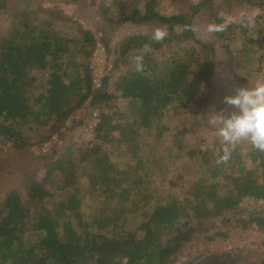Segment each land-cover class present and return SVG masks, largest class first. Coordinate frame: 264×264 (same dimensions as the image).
Wrapping results in <instances>:
<instances>
[{"label":"trees","instance_id":"trees-1","mask_svg":"<svg viewBox=\"0 0 264 264\" xmlns=\"http://www.w3.org/2000/svg\"><path fill=\"white\" fill-rule=\"evenodd\" d=\"M108 1L98 6L103 19L149 26L144 34L123 37L112 60L115 68L123 65L115 89L128 101L126 110L116 112L117 121L111 127L95 126L103 143L124 147L133 162L117 168L100 144L83 152L79 164L73 144L62 152L41 154L43 177L30 170L25 194L12 188L0 198V264H197L204 253L183 254V249L198 238L225 237L224 231H208L230 211L237 215V225L253 224L263 234L262 250L251 258L242 249L212 251L205 260L264 264V209L241 206L243 198L264 202V151L250 143L230 148L227 161L201 152L199 176L185 195L154 199L151 210L141 212L146 219L140 236L114 227L152 199L150 185L163 176V160L173 153L172 148L158 145L166 129L163 114L168 109L175 114L185 109L196 117L200 112L197 93L211 80L219 52L238 86L249 85L233 66L248 71L252 53H264V25L249 29L243 18L223 22L232 6L264 8V0L185 1L172 13L163 12L158 0ZM113 8L120 12L116 20L109 15ZM0 15L7 16L5 28L0 29V142L21 150L28 130L49 124L52 132L57 131L87 99L91 105L97 103L101 87L92 88L89 68L95 38L61 10L34 0H0ZM195 18L223 24L224 30L202 40L194 34ZM157 27L167 32L161 41L152 40ZM249 30L256 36L250 37ZM237 38L240 45L230 48ZM166 50L172 52L154 59V54ZM137 56L142 58L143 72L135 71ZM33 69L48 70L43 90L36 94ZM199 121L196 118L193 126ZM81 177L94 201L89 220L83 218V196L76 191ZM205 220L210 225H204ZM181 256L184 259L179 261Z\"/></svg>","mask_w":264,"mask_h":264},{"label":"rangeland","instance_id":"rangeland-1","mask_svg":"<svg viewBox=\"0 0 264 264\" xmlns=\"http://www.w3.org/2000/svg\"><path fill=\"white\" fill-rule=\"evenodd\" d=\"M42 6L56 7L66 14L71 20L79 22L85 29H89L95 39L103 45V60L100 66V85L101 94L96 104L91 105L87 99L82 106L75 109L66 119L63 126L57 131H51L49 124L44 127H34L27 131V144L24 149L17 150L9 143L0 142V198L12 189L18 188L22 194L26 192V186L30 179L26 178L28 172L35 170L38 178L43 177V170L40 169L42 160L39 159L41 154H55L62 152L68 145H74V158L79 164V158L83 152L88 151L94 144H100L108 152L109 158L119 169H124L126 165L133 161L130 160L128 152L124 147H118L111 143H103L95 128L97 123L103 126L111 127L117 121L116 112L126 110L128 101L122 98L115 89V80L123 65L119 67L112 66V60L115 57L119 41L130 34H144L148 31L149 26L145 22L115 23L111 20H105L99 14L98 6L100 3L108 5V0H34ZM163 12H176L185 2H196L198 0H158ZM120 5V3H119ZM120 12L117 8L111 9L109 15L113 20L119 18ZM252 16L255 28L264 25V8H252L244 4L232 6L226 12L224 24L238 22L241 18L246 19ZM7 22V16L0 15V29H4ZM205 21L195 18L193 29L196 37L202 40L211 39V33L207 32ZM66 29V27L62 26ZM250 37H255V31L247 32ZM238 32L235 31L234 35ZM240 38L229 44L230 48H236L240 45ZM182 45V44H180ZM172 50H166L153 55L154 59L160 60L168 56ZM253 61L248 71L233 66V71L244 76L249 85L258 82H264V53L260 50L252 53ZM95 60L89 59V65H94ZM95 66V65H94ZM48 70L33 69L32 75L35 76L36 82L33 84V92L36 94L43 90V82L47 77ZM105 82L103 84V79ZM95 87V88H97ZM238 84L234 77L228 72L225 66V58L219 52L217 54L216 64L214 67L211 80L205 82L199 89L196 96V106L200 112L195 116L191 115L185 109L179 110L177 114L170 109L163 114L162 123L166 126L163 130L162 138L158 145L159 148H172L173 153L169 158L163 160L165 172L162 177H155V181L150 185L152 199L143 208L126 215L122 220L115 222L114 227L126 229L135 232L137 236L142 234V224L146 219L142 211L149 212L152 208L154 199L167 200L170 196L182 198L185 191L190 187L192 181L199 176V157L201 152H206L207 157L220 158L223 155L224 145L221 138L217 135L216 126L209 123L212 112L221 110L227 112L231 106L223 103V96L233 94ZM199 119V124L194 125L195 119ZM115 134V131H113ZM151 140V137H149ZM237 144H249L242 140ZM232 148L233 146H228ZM143 155H146V148H142ZM199 160V161H198ZM78 191L83 196L81 212L85 220H89L93 214L94 201L92 194L88 191L87 181L84 177L79 179ZM49 204L50 201L48 200ZM241 206L246 208H262L264 202H254L251 198H243ZM232 212L224 214V220H215L208 234L213 231H224L226 236H217L212 240H201L198 238L191 241L183 249V254L187 252L202 251L204 255L200 257L197 264H210L205 260V255L209 252L234 251L242 249V254L251 258L253 253L261 251L263 245L260 244L263 234L256 229L255 225L242 228L237 225ZM193 224L199 221L193 220ZM205 225L210 222L205 220ZM168 235V234H167ZM166 234L164 235L167 236ZM208 249L210 251H208ZM184 256V255H183ZM181 256L179 261L184 257ZM244 260H240L242 264Z\"/></svg>","mask_w":264,"mask_h":264},{"label":"clouds","instance_id":"clouds-1","mask_svg":"<svg viewBox=\"0 0 264 264\" xmlns=\"http://www.w3.org/2000/svg\"><path fill=\"white\" fill-rule=\"evenodd\" d=\"M225 25L209 23L207 32H221ZM245 27L251 29L255 27L252 16L246 18ZM194 30V29H193ZM167 35L166 30L159 27L152 32V40L161 41ZM141 57L135 58V71L143 72L144 67ZM223 103L231 106V110L225 112H212L209 123L216 126L217 135L224 145L222 161L230 158V148L238 142L246 140L252 148L264 151V82L254 85L238 87L233 94L223 96Z\"/></svg>","mask_w":264,"mask_h":264},{"label":"built area","instance_id":"built-area-1","mask_svg":"<svg viewBox=\"0 0 264 264\" xmlns=\"http://www.w3.org/2000/svg\"><path fill=\"white\" fill-rule=\"evenodd\" d=\"M95 38V37H94ZM103 45L95 39L94 47L91 53L90 58L95 60L94 65H89L91 71V85L92 88H95L100 85L99 73H100V66L104 62L103 60ZM89 58V59H90Z\"/></svg>","mask_w":264,"mask_h":264}]
</instances>
